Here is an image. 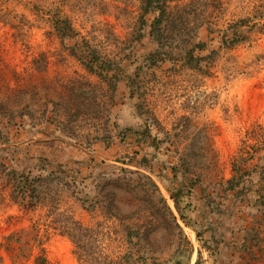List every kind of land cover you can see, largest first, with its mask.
Returning <instances> with one entry per match:
<instances>
[{"label":"rangeland","instance_id":"1","mask_svg":"<svg viewBox=\"0 0 264 264\" xmlns=\"http://www.w3.org/2000/svg\"><path fill=\"white\" fill-rule=\"evenodd\" d=\"M30 1L0 0V163L56 179L39 182L28 216L0 179V240L32 217L54 264H264L256 178L225 183L246 129L264 126V30L227 48L205 27L263 0H168L180 39L168 26L161 43L149 35L152 13L141 24L140 0ZM57 14L94 48V71L57 35ZM199 23L209 44L187 63ZM154 50L173 59L154 63ZM128 170L140 173L122 178ZM11 214L22 216L9 224ZM68 228L95 250L86 261Z\"/></svg>","mask_w":264,"mask_h":264},{"label":"trees","instance_id":"2","mask_svg":"<svg viewBox=\"0 0 264 264\" xmlns=\"http://www.w3.org/2000/svg\"><path fill=\"white\" fill-rule=\"evenodd\" d=\"M25 5L29 9L35 7V4L30 0H25ZM140 19L141 24L144 21L145 16L148 13L153 14V18L149 23V35L158 43H161L162 39H165V32L167 27L171 26V15L170 6L168 0H140ZM56 20L53 21L54 28L56 29L57 35L61 39L75 40L71 48V54L74 55L85 67L89 70H95L96 63H93L90 59V54H93L94 48L87 42V40L79 35L77 30L74 28L71 20L67 16L57 14ZM22 20L28 21L24 15ZM165 22H168L166 25ZM205 27L208 32L215 33V35L209 36V40H213V37L219 38V43L223 44L227 48L233 47L240 41L245 40L249 37L250 33L254 28L264 30V0L258 7L254 6L253 11L245 14L241 17L233 19L231 22H213L206 21ZM25 23L20 26V36H25L27 30L24 29ZM203 26V23L193 26V42L187 41L191 45V48L187 51L188 56L186 58L187 63L189 60H198L202 56L193 54L190 52L193 48L197 51H202L207 48L208 42L200 40L198 38V29ZM261 27V28H260ZM171 38L180 39L179 30L171 26L170 28ZM84 40V45L78 43V39ZM167 38V37H166ZM169 40V39H168ZM211 52H215L214 49ZM149 59L152 62L158 63L159 61H165L173 59L172 56H168V53L161 50H154L150 52ZM199 70L201 68H198ZM120 76L115 78V84L118 83ZM144 159V158H143ZM228 165L230 168V176L225 179L228 189H234L240 186L246 187L247 183L256 178L255 184L257 185L258 198L261 199L264 204V126L256 123L251 128L246 129L243 138L240 140V144L237 150L231 154L228 158ZM0 179L2 181V187L9 190V198L13 204L18 208V211L28 216L37 204L40 202L39 187L40 181L50 180L54 181L56 177H42L40 175L34 176L30 172L19 171L14 168H9L4 163H0ZM140 172L138 170H128L124 173L122 178H125L127 174ZM148 177L145 174H142ZM199 179V175H197ZM17 214H11L6 217V222L11 224L19 216ZM30 224L25 227H20L11 230L9 233L2 236L0 240V249H3L6 255L13 262H25L32 260V264H54L47 257L45 247L43 243L48 237V230H40L37 221L29 218ZM75 222V221H73ZM66 235L74 243L76 250L75 254L81 261H86L85 256L95 253L92 247L84 242L83 234L79 231V228H68ZM1 258V256H0ZM85 264H97L96 262H85Z\"/></svg>","mask_w":264,"mask_h":264}]
</instances>
